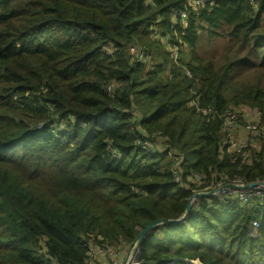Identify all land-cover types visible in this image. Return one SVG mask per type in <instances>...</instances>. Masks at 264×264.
Wrapping results in <instances>:
<instances>
[{
	"label": "trees",
	"instance_id": "1",
	"mask_svg": "<svg viewBox=\"0 0 264 264\" xmlns=\"http://www.w3.org/2000/svg\"><path fill=\"white\" fill-rule=\"evenodd\" d=\"M192 1L0 0V264H85L190 189L264 181V150L233 162L220 120L264 112V0ZM139 259L264 264V198L202 197Z\"/></svg>",
	"mask_w": 264,
	"mask_h": 264
},
{
	"label": "built area",
	"instance_id": "2",
	"mask_svg": "<svg viewBox=\"0 0 264 264\" xmlns=\"http://www.w3.org/2000/svg\"><path fill=\"white\" fill-rule=\"evenodd\" d=\"M212 4V0H195L191 3L196 7H204L206 3ZM187 17L186 11L180 13V18L185 19ZM132 53H137L139 57L143 56L142 52L131 49ZM171 56L176 60L177 49L172 51ZM188 76H191L189 71H186ZM196 106V103L193 102ZM203 115L209 114L210 110L200 109ZM221 131L223 132L224 141L223 148L226 155H228L233 162L239 161L240 163L248 162L251 150H264V112L257 108L240 107L237 109H229L223 115L220 116ZM141 149H148L152 153L155 150H150L148 143H138ZM171 159L177 161V157L171 152ZM177 172V171H175ZM177 172L175 174L176 183H180V175ZM195 178L200 177L199 174H194ZM251 182H246L240 179L229 180L225 183L214 184L213 182L204 184L201 189H190L191 192H209L214 189L220 190L214 192L212 197H227L234 200L238 204H246L252 202L256 198H264V185L257 184L253 187L246 188H229L224 187L226 184H239L249 185ZM257 182H261L258 181ZM199 198H195L192 202V209L199 204ZM257 227V224H255ZM126 248L125 258L127 264H141L139 259V247L131 249L130 245L123 246L120 243H104L102 245H88L87 246V259L85 264H94L96 257H103L107 264H120L122 259L121 249Z\"/></svg>",
	"mask_w": 264,
	"mask_h": 264
},
{
	"label": "water",
	"instance_id": "3",
	"mask_svg": "<svg viewBox=\"0 0 264 264\" xmlns=\"http://www.w3.org/2000/svg\"><path fill=\"white\" fill-rule=\"evenodd\" d=\"M259 183L264 185V181H261V182L254 181V182L250 183L249 185L226 184V185H224V187L246 188V187H253ZM220 188L221 187H219L218 189L211 190L209 192H197V193H194L193 195H191L190 198L188 199V204L186 206V209L180 218H178V219H163V220H159V221H156L154 223H151V224L145 226L143 229H141L137 233L134 240L130 244L131 249L135 250L136 248H138L140 246V244L142 243L143 239L145 238V236L150 234L152 229H154L155 227L160 226V225L174 224V223L182 222L192 211V202L195 198L212 196L214 194V192H217L218 190H220ZM188 263L191 264L190 261H188ZM122 264H127L126 259H124Z\"/></svg>",
	"mask_w": 264,
	"mask_h": 264
},
{
	"label": "crops",
	"instance_id": "4",
	"mask_svg": "<svg viewBox=\"0 0 264 264\" xmlns=\"http://www.w3.org/2000/svg\"><path fill=\"white\" fill-rule=\"evenodd\" d=\"M126 248H122L121 249V253H122V259L120 260V264H122L123 263V261H124V258H125V255H126ZM94 264H107V261L103 258V257H96V259H95V263Z\"/></svg>",
	"mask_w": 264,
	"mask_h": 264
},
{
	"label": "rangeland",
	"instance_id": "5",
	"mask_svg": "<svg viewBox=\"0 0 264 264\" xmlns=\"http://www.w3.org/2000/svg\"><path fill=\"white\" fill-rule=\"evenodd\" d=\"M218 45H219V43H218ZM208 54H209V55H211V53H210V52H209ZM108 92H111V91H110V90H108Z\"/></svg>",
	"mask_w": 264,
	"mask_h": 264
},
{
	"label": "bare ground",
	"instance_id": "6",
	"mask_svg": "<svg viewBox=\"0 0 264 264\" xmlns=\"http://www.w3.org/2000/svg\"><path fill=\"white\" fill-rule=\"evenodd\" d=\"M196 264V263H195Z\"/></svg>",
	"mask_w": 264,
	"mask_h": 264
}]
</instances>
